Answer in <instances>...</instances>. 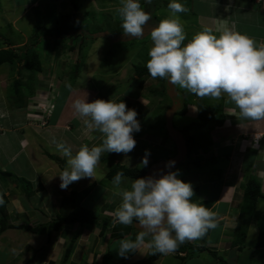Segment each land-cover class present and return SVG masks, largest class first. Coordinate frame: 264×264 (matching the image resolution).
Here are the masks:
<instances>
[{"label": "crops", "instance_id": "0c3cea01", "mask_svg": "<svg viewBox=\"0 0 264 264\" xmlns=\"http://www.w3.org/2000/svg\"><path fill=\"white\" fill-rule=\"evenodd\" d=\"M8 1L17 11L25 4L34 8V11L46 10L49 18L53 17L54 11L49 10L53 5L52 1ZM187 5L189 13L193 15L190 21L194 31L192 35L205 28L212 29L216 34L228 29L246 34L258 45L264 44V0H188ZM5 6L7 7V3ZM44 21L47 22V19ZM44 57L43 53L41 64L45 62ZM68 63L60 62L54 68L59 71L60 67L66 68ZM52 75H44L43 81L38 83L40 87L36 86L34 89L40 92L31 102L24 100L20 91L17 92L22 101L17 100L18 97L9 101L8 95L0 87V171L7 173L0 175V198L2 195L6 197L7 221L34 226L47 223L59 215L65 216L72 210L70 191L89 185L91 189L80 204L91 209L99 218L109 221L104 228L98 220L84 224L62 223L57 229L38 233L22 228H6L0 232V264H100L105 253L112 255L111 264H222L218 256H225L227 264H238L247 257L253 259L259 250L264 251V245H256L259 232L264 230L261 223L264 220V206H259L260 200H264V119L241 117L239 109L228 98L227 93L222 92L217 99L210 96L199 97L190 92L192 101L188 102L185 113L177 114L182 118L188 116L191 120L187 123L194 122L197 120V100L209 104L213 110L210 124L203 126L209 130L211 144L206 151L198 149L193 154L196 160L191 156L182 167H175L172 171H177L179 177L191 182L192 186H198L199 197L210 202L208 209L215 214L216 227L208 229L199 238L187 240L196 245L202 244L206 248L202 251L188 249L179 252V255L160 253L156 258H150L153 249L148 247L151 241L149 235L145 236L144 244L139 250L128 253L125 258L118 255L119 241L135 240L141 230L133 224L114 223V219L115 211L121 204L119 191L129 188L134 179L128 177L129 179L122 180L120 186L114 185L113 179L107 178L106 172L116 161L111 164L110 160L109 163L105 153L101 154L95 169L97 179L82 178L70 183L66 189H61L59 176H54L67 166V158L58 152L54 139L70 145L73 153L84 144L89 147L98 146L103 141V135L98 130L89 129L84 123L85 118L75 113L73 100L83 98L86 93L89 101L96 98L107 100L109 97L97 90L99 86L87 85L81 89L80 85L72 82L69 83V88L64 80L56 84L55 91L50 94L49 89L45 88L49 86L46 81H50ZM61 76L62 73L58 74L56 79ZM88 76L85 74L86 79ZM4 78L0 77V86ZM180 93L179 90L182 103ZM49 96L53 108L46 114L41 108L44 105L49 107ZM217 120L221 122L216 123ZM184 124L186 123L181 121L177 128ZM255 134H258L257 137ZM159 139L166 147L170 148L172 145L170 138H162L160 135ZM99 173H102L100 177ZM248 175L256 176L260 185V195L255 202L259 215L251 220L244 238L245 241L251 232L254 236L257 235L253 252L249 249L244 253L247 245L239 249V244H233L232 240L238 223L243 183ZM25 181L29 183L27 189ZM30 188L31 191L28 192ZM70 242L68 255L63 259ZM209 250L215 251L217 257ZM194 252L206 255L201 256V260ZM186 253L185 259L179 257Z\"/></svg>", "mask_w": 264, "mask_h": 264}, {"label": "clouds", "instance_id": "9594fccd", "mask_svg": "<svg viewBox=\"0 0 264 264\" xmlns=\"http://www.w3.org/2000/svg\"><path fill=\"white\" fill-rule=\"evenodd\" d=\"M120 3L123 35L143 37L150 14L141 7L140 0H120ZM167 8L171 15L150 26L148 32L152 40L146 62L150 76L165 78L172 88L179 85L199 97L218 99L222 92L227 93L241 117L264 119V44L258 45L246 34L228 29L216 34L210 28L195 33L183 43L186 33L176 14L185 12L186 8L181 0H169ZM87 95L74 99L72 107L79 117L85 118L89 129L103 135V141L99 146L84 144L73 153L70 145L53 140L58 152L67 158V166L54 175L59 176L61 189L82 178L97 179L95 169L101 154L131 152L136 144L133 133L140 131L136 110L128 108L123 100L89 101ZM148 155L146 149L141 159L143 166L148 164ZM174 163L169 161L166 167ZM124 179V173L118 171L112 183L120 186ZM119 195L121 204L115 211L114 223L129 225L135 220L142 229L135 240L119 241L117 252L121 257L139 250L145 236H151L148 247L154 253L169 254L179 243L199 238L216 227L215 214L191 199L193 186L182 180L177 171L137 177Z\"/></svg>", "mask_w": 264, "mask_h": 264}, {"label": "rangeland", "instance_id": "374dc122", "mask_svg": "<svg viewBox=\"0 0 264 264\" xmlns=\"http://www.w3.org/2000/svg\"><path fill=\"white\" fill-rule=\"evenodd\" d=\"M43 1L53 2V5L49 7L50 11H54L52 20L46 10L38 11V9L34 11V8L23 4L22 8L18 10L21 12H18L10 1L5 0L0 3V48L14 47L18 49L29 44L30 41L37 40L34 48L35 52L39 59L43 58V53L45 56V62L41 64L40 61L41 68L38 71L21 68V62L18 65L8 62L0 63V77H5L0 87L8 95L9 101L13 97H18L17 100L21 99V95L16 91L14 92L12 88V81L15 80L17 75L21 83L17 91L23 94L24 100L30 102L40 92L34 89L36 86L40 87L38 83L43 81L46 74L52 75L56 72V74H53L54 77L51 76L50 81L49 79L46 81L50 87L48 86L45 90L49 89L50 94L55 91L54 86L61 80H64L67 85L72 82L75 85H80L81 89L87 85L99 86L97 90L99 89L105 97L112 98L116 102L120 97H124L142 108L140 131L133 133L136 140L134 149L129 153L103 152L106 154L108 162L111 160L112 164L115 160L128 166L143 167L141 159L146 149L149 150L148 162L151 159L158 160L172 155L175 152L173 141L169 148L159 139L160 135L162 138L169 139L164 132V113L171 101L166 93L165 81L159 77L154 79L150 75L137 76L134 72L136 64L146 65L149 59L148 51L152 46V40L148 33L150 26H154L161 19L171 15V10L167 8L169 0H140L141 7L151 16L148 21L149 26L145 27V35L141 38H129L123 35L122 18L118 12L121 6L120 0ZM181 2L184 4L186 11L176 15L179 17L186 33V39L183 42L186 43L193 36V26L190 25L193 15L188 11V0H181ZM6 3L7 7L5 6ZM72 4H76L75 9ZM17 13H20V15ZM61 14L71 16V20H68L71 30L65 33L64 38L57 37L54 29H52L53 24H55L54 19L57 21ZM44 19H47V22ZM102 32L104 34H100ZM64 61L69 62L67 67H60L57 71L54 67H57L60 62L64 63ZM61 73L62 76L56 79V76ZM85 74L92 76H88L86 79ZM69 79L72 81H69ZM175 88H179L181 98L183 102H186L187 108L188 102L192 101L189 97L190 91L180 88L179 85H176ZM3 92L2 94H4ZM49 97L47 105H50L52 101L51 96ZM172 119L176 127L181 121L187 123L191 120L188 116L182 118L177 113L173 115ZM204 126L199 128L206 130ZM255 135L257 137L258 134ZM191 156L196 160L193 155ZM188 157H185L176 168L182 167L189 159ZM101 175L102 173H99V177ZM124 177L129 179L126 176ZM263 201L260 200V207L264 206ZM261 223L264 227V220ZM15 234L17 237L19 236L18 233ZM262 234H264V230ZM256 236L252 232L248 235L243 243V245H247L244 248V253L248 252L249 249L253 252ZM174 253L175 251L171 252V255ZM196 253L199 255L198 252H194V254ZM205 255H199L200 259L202 260L201 256L204 257ZM222 258L225 259V256ZM247 262L248 264H264V251L261 249L258 253L256 252L253 259L247 257L238 264H247ZM206 264L212 263L206 262Z\"/></svg>", "mask_w": 264, "mask_h": 264}, {"label": "trees", "instance_id": "16d2710c", "mask_svg": "<svg viewBox=\"0 0 264 264\" xmlns=\"http://www.w3.org/2000/svg\"><path fill=\"white\" fill-rule=\"evenodd\" d=\"M72 1V0H71ZM73 2V1H72ZM73 7L76 4H72ZM71 16L70 15H64L61 14L60 18L55 21V24H53L52 29H54V33L59 38H64L65 33L71 30L70 22ZM37 43V40L30 41L29 44L25 45L22 48H14V47H8V48H0V63L2 62H8L11 64L18 65L21 62V68H27L28 70H34L38 71L41 68L40 59L35 52V44ZM135 75L137 76H143V75H150L147 67L145 64H136L134 67ZM165 81V78H163ZM12 88L14 92L19 90V86L21 85L19 76L17 75L15 77V80L12 81ZM166 86V85H165ZM165 91V90H164ZM123 100L128 108H133L137 112V120L139 123H141L142 120V108L138 106L137 104L128 101L124 97H120L118 99V102ZM186 111V102H182L180 108L176 111V113L184 114ZM212 107L209 104L203 103V102H197L196 103V115L197 120L194 122L186 123L182 127H180V131L183 133L185 137L186 147H187V154L186 157L191 158V155H193L198 149H202L206 151L210 144L211 140L209 138L208 130H202L199 128L200 126H203L205 124H208L211 120V114H212ZM221 120H217L216 123H220ZM164 132L166 133V130L164 128ZM156 161L151 160L148 162L146 166L139 167V166H128L120 162L114 163L106 172V176L109 179H113L115 174L120 171L124 173V176L135 179L137 177H143V174L145 172V169L147 166L151 163ZM180 164V163H179ZM7 174L5 172L0 171V175ZM29 183L25 181V187L28 188ZM91 185L86 186L80 190L72 189L69 193L72 203V210L69 214L65 216H56V218H53L52 220L48 221L47 223L37 224L34 226H31L29 224L23 223V224H12L7 221L6 217V209H5V203H6V197L5 195H2L0 200L3 201V203H0V232L5 230L6 228H22L27 231L38 233L43 230H53L57 229L62 223H75L78 222L80 224L84 223H93L95 221L100 220L102 228L106 227L109 220L105 218H99V216L94 213L91 209H88L86 207H83L80 204L81 199L90 191ZM260 185L259 182L254 175H248V177L244 180L243 183V197L242 201L239 207V216H238V223L236 225L235 234L232 240L233 244H239V249L243 248L244 238L247 231V228L251 222V220L259 215V212L255 208V202L257 197L260 195ZM194 195L191 198L193 201H195L198 204H202L206 208L210 207V202L201 199L199 197V188L197 185H193ZM31 191V188L28 190V192ZM263 231L259 232V236L256 241L257 246L264 245V234H262ZM206 234V233H205ZM204 234V235H205ZM73 239V237H72ZM71 239V241H72ZM70 244L66 247L65 252L63 254V259L66 258L68 255ZM188 249L191 250H199L202 251L206 249L202 244L196 245L193 244L187 240H185L182 243H179L178 247L174 250L176 255H179V252L187 251ZM209 252L216 256V252L209 250ZM160 253L159 252H153L149 255L150 258H156ZM181 259H185L187 257V253L183 256H179ZM222 264H227V262L222 258L219 257ZM112 263V255L110 253H105L102 257L100 264H111Z\"/></svg>", "mask_w": 264, "mask_h": 264}, {"label": "water", "instance_id": "95a60500", "mask_svg": "<svg viewBox=\"0 0 264 264\" xmlns=\"http://www.w3.org/2000/svg\"><path fill=\"white\" fill-rule=\"evenodd\" d=\"M165 84H166V93L170 98L171 103L166 108L164 113V128L166 130L168 137L173 141V144L175 146V152L169 157L158 159L154 162H151L145 169L143 177H147L150 175L158 176L168 171H172L186 157L187 154L185 137L183 133L180 131V129L173 124V119H172L173 115L181 106V100L180 98H178L177 89L175 87L172 88L171 86H169L166 79H165ZM169 161H175V163L171 167H166V164ZM133 225L136 228L142 230L137 221H135Z\"/></svg>", "mask_w": 264, "mask_h": 264}, {"label": "built area", "instance_id": "2783aa9c", "mask_svg": "<svg viewBox=\"0 0 264 264\" xmlns=\"http://www.w3.org/2000/svg\"><path fill=\"white\" fill-rule=\"evenodd\" d=\"M258 1H262V0H258ZM42 110H44V111H46V112H49V111H50V108L48 107V108L46 109L45 106H42Z\"/></svg>", "mask_w": 264, "mask_h": 264}, {"label": "flooded vegetation", "instance_id": "af4514ba", "mask_svg": "<svg viewBox=\"0 0 264 264\" xmlns=\"http://www.w3.org/2000/svg\"><path fill=\"white\" fill-rule=\"evenodd\" d=\"M178 98H179V94H178Z\"/></svg>", "mask_w": 264, "mask_h": 264}]
</instances>
